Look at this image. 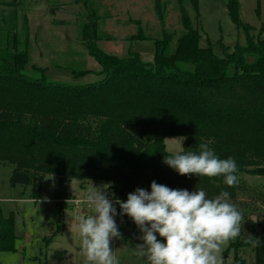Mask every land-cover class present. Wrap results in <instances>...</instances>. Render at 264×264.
I'll use <instances>...</instances> for the list:
<instances>
[{
    "label": "trees",
    "instance_id": "16d2710c",
    "mask_svg": "<svg viewBox=\"0 0 264 264\" xmlns=\"http://www.w3.org/2000/svg\"><path fill=\"white\" fill-rule=\"evenodd\" d=\"M77 1L79 39L102 68L101 80L86 85L52 81L46 68L32 64L28 19L19 18L18 0H0L10 8L0 16V163L13 166V186H32L33 199L40 200L43 181L53 175L60 186L56 199L70 201L73 180L109 182L119 213L116 200L126 201L137 188L150 191L156 181L203 189L208 198L228 191L240 211L243 175L264 177V37H254L242 21L240 0L225 1L245 42L230 51L220 39L222 56L211 44L201 46L199 0H154L161 29L146 32L141 21L129 19L139 28L126 38L103 31L108 17L100 13L107 7L102 0ZM172 3L179 31L166 25ZM117 40L152 41L153 63L133 52L118 58L98 46ZM71 74L79 79L90 72ZM168 137L184 139V152L207 143L219 158H234L238 184L228 187L223 176L179 175L163 163L170 154ZM242 215L240 235L229 243L228 252L235 251L231 264H249L239 254L243 249L253 251L250 264H264V219ZM115 220L121 233L132 222L119 214ZM16 241L15 214H0V252L16 253Z\"/></svg>",
    "mask_w": 264,
    "mask_h": 264
},
{
    "label": "rangeland",
    "instance_id": "374dc122",
    "mask_svg": "<svg viewBox=\"0 0 264 264\" xmlns=\"http://www.w3.org/2000/svg\"><path fill=\"white\" fill-rule=\"evenodd\" d=\"M1 1L10 3L13 0ZM101 2L107 6L100 13L108 17V24L103 29L108 34L122 38L135 34L139 26L130 23L129 19L141 21L146 32L161 29L154 11V0ZM16 3L21 21L27 18L29 22L32 64L46 68L48 78L55 82L86 85L101 80L98 75L102 72L101 66L88 54L79 39L82 6L77 0H18ZM199 8L202 47L211 44L214 52L222 56L218 44L220 39L230 51L237 43L245 42L243 34L229 17L225 0H199ZM9 10V6H0V16ZM240 16L245 24L252 27L254 37L257 38L260 33L264 37V0H240ZM178 21L176 4L172 3L167 15V28L179 31L182 28ZM25 35L21 32L23 40ZM98 46L105 53L118 58H127L133 52L138 53L144 63L151 64L154 60L155 45L152 41H101ZM82 70L90 74L74 79L71 71ZM183 142L182 138L168 137L165 144L172 153L183 150ZM13 170L12 165L0 163V214L5 217L12 212L15 214L17 252H0V264H86L75 229L76 217L85 213L92 214V209L84 202L89 189H103L113 202L109 197L110 183L73 180L68 184L72 200H62L61 197L60 201L56 199L60 191L58 178L51 175L43 181L40 200H34L32 186H13ZM242 179L237 196L240 212L255 220H263L264 177L243 175ZM126 232L133 233V236L122 235L120 239L114 238L111 242L120 264H146L142 258L132 255V249L143 242L139 239L142 233L133 221ZM229 243L222 248L223 264L225 261L231 264L235 258V251L228 252ZM239 254L249 264L253 262L252 249H243Z\"/></svg>",
    "mask_w": 264,
    "mask_h": 264
},
{
    "label": "clouds",
    "instance_id": "9594fccd",
    "mask_svg": "<svg viewBox=\"0 0 264 264\" xmlns=\"http://www.w3.org/2000/svg\"><path fill=\"white\" fill-rule=\"evenodd\" d=\"M163 163L181 176H223L228 187L238 184L236 160L219 158L207 143H200L196 151L165 155ZM150 189L137 188L126 201L116 200L119 213L106 191L98 187L87 191L84 202L92 214L77 216L75 224L86 264H120L111 247L112 240L122 236L115 220L118 214L128 216L142 233L143 242L132 255L146 264H223V246L240 235L244 223L230 193L208 198L203 189L190 192L156 181ZM252 243L258 245L259 240Z\"/></svg>",
    "mask_w": 264,
    "mask_h": 264
},
{
    "label": "water",
    "instance_id": "95a60500",
    "mask_svg": "<svg viewBox=\"0 0 264 264\" xmlns=\"http://www.w3.org/2000/svg\"><path fill=\"white\" fill-rule=\"evenodd\" d=\"M122 235L125 237H132L133 233H129V232L124 231V232H122ZM225 259H227V258H225Z\"/></svg>",
    "mask_w": 264,
    "mask_h": 264
},
{
    "label": "crops",
    "instance_id": "0c3cea01",
    "mask_svg": "<svg viewBox=\"0 0 264 264\" xmlns=\"http://www.w3.org/2000/svg\"><path fill=\"white\" fill-rule=\"evenodd\" d=\"M134 1H135V0H134ZM132 2H133V0H132ZM136 2H137V0H136ZM136 2H135V3H136ZM60 201H61V200H60Z\"/></svg>",
    "mask_w": 264,
    "mask_h": 264
}]
</instances>
